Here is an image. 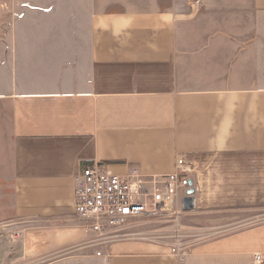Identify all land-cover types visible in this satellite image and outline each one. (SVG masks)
Masks as SVG:
<instances>
[{
  "label": "crops",
  "instance_id": "1",
  "mask_svg": "<svg viewBox=\"0 0 264 264\" xmlns=\"http://www.w3.org/2000/svg\"><path fill=\"white\" fill-rule=\"evenodd\" d=\"M192 2L0 0V264L264 255L259 216L180 260L132 226L130 238L88 247L93 236L73 210L85 166L163 176L179 155L191 173L207 170L192 181L193 204L226 156L264 200V0Z\"/></svg>",
  "mask_w": 264,
  "mask_h": 264
},
{
  "label": "built area",
  "instance_id": "2",
  "mask_svg": "<svg viewBox=\"0 0 264 264\" xmlns=\"http://www.w3.org/2000/svg\"><path fill=\"white\" fill-rule=\"evenodd\" d=\"M201 4V0H193L191 8H199ZM191 172V164L180 155L174 171L163 176H145L137 169L115 174L102 163L82 168L73 193V210L84 222V231L93 236L86 245L102 248L107 243L130 238L132 233L126 230L136 221L176 214L178 206L185 210L184 199L190 188L186 176ZM191 188L195 191L193 185ZM170 253L182 260L187 250L180 251L176 246L170 248ZM252 264H264V255H255Z\"/></svg>",
  "mask_w": 264,
  "mask_h": 264
},
{
  "label": "rangeland",
  "instance_id": "3",
  "mask_svg": "<svg viewBox=\"0 0 264 264\" xmlns=\"http://www.w3.org/2000/svg\"><path fill=\"white\" fill-rule=\"evenodd\" d=\"M235 164L238 165L237 156H226L217 162L215 169L208 170L211 179L209 178V182L201 179L199 187L203 194L192 209L183 210L178 206L175 208L176 214L166 213L149 220L141 219L132 227L144 233L142 239L167 248L177 246L180 251H189L197 243L213 239L226 231L245 227L255 220L251 217L259 216V219L264 220V200L256 202L255 189L239 184V169ZM206 171L196 168L186 176V180L192 182L196 173L200 176L201 172L206 174ZM261 188L260 195L264 199V186ZM2 236L10 240L9 234Z\"/></svg>",
  "mask_w": 264,
  "mask_h": 264
},
{
  "label": "water",
  "instance_id": "4",
  "mask_svg": "<svg viewBox=\"0 0 264 264\" xmlns=\"http://www.w3.org/2000/svg\"><path fill=\"white\" fill-rule=\"evenodd\" d=\"M192 185H193L192 182L189 181V182H188V186H189L190 188H189V189L187 190V192H186V194H187L188 197L184 199L185 210H190V209H192V207L190 206V201L192 200V199H191V196L194 194V189L191 188Z\"/></svg>",
  "mask_w": 264,
  "mask_h": 264
},
{
  "label": "bare ground",
  "instance_id": "5",
  "mask_svg": "<svg viewBox=\"0 0 264 264\" xmlns=\"http://www.w3.org/2000/svg\"><path fill=\"white\" fill-rule=\"evenodd\" d=\"M191 199H192V198H191ZM192 200H193V199H192ZM192 200L190 201V206L193 208V207H194V204H193V201H194V200H193V201H192Z\"/></svg>",
  "mask_w": 264,
  "mask_h": 264
}]
</instances>
